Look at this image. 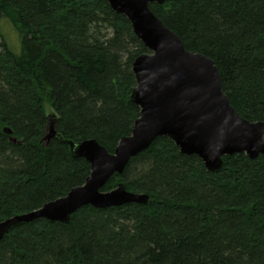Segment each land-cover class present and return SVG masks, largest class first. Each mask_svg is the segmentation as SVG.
I'll return each instance as SVG.
<instances>
[{"label": "trees", "instance_id": "1", "mask_svg": "<svg viewBox=\"0 0 264 264\" xmlns=\"http://www.w3.org/2000/svg\"><path fill=\"white\" fill-rule=\"evenodd\" d=\"M150 8L188 51L215 62L242 117L264 120V0ZM149 52L108 0H0V221L86 182L90 163L69 140L96 139L114 153L132 133L133 62ZM50 119L57 134L46 143ZM223 160L209 171L159 136L102 188L123 182L147 204L18 223L0 241V264H264V154Z\"/></svg>", "mask_w": 264, "mask_h": 264}, {"label": "water", "instance_id": "2", "mask_svg": "<svg viewBox=\"0 0 264 264\" xmlns=\"http://www.w3.org/2000/svg\"><path fill=\"white\" fill-rule=\"evenodd\" d=\"M164 1L108 0L114 11L127 17L150 51L133 62L136 86L131 100L140 107V116L132 133L121 138L114 153L96 139L69 140L72 155L90 163L86 182L37 210L0 221V241L18 223L40 218L67 223L84 206L105 209L147 204L148 194L130 192L123 182L112 191L102 188L159 136L169 137L182 154L197 155L209 171L219 170L225 156L245 153L257 158L264 154V120L242 117L222 88L215 62L204 54L188 51L181 38L151 10V3ZM5 131L12 133L11 129ZM46 131L44 140L48 143L57 134L55 119L49 120ZM11 141L17 139L12 137Z\"/></svg>", "mask_w": 264, "mask_h": 264}, {"label": "rangeland", "instance_id": "3", "mask_svg": "<svg viewBox=\"0 0 264 264\" xmlns=\"http://www.w3.org/2000/svg\"><path fill=\"white\" fill-rule=\"evenodd\" d=\"M150 53V52H149ZM46 107H47V113L48 114H51L52 113V108L49 106V105H46Z\"/></svg>", "mask_w": 264, "mask_h": 264}]
</instances>
